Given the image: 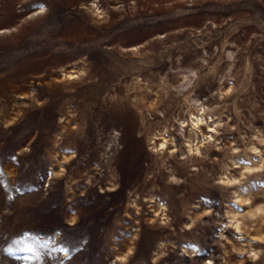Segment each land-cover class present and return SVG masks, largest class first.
Here are the masks:
<instances>
[{"label":"rangeland","instance_id":"374dc122","mask_svg":"<svg viewBox=\"0 0 264 264\" xmlns=\"http://www.w3.org/2000/svg\"><path fill=\"white\" fill-rule=\"evenodd\" d=\"M0 264H264V0H0Z\"/></svg>","mask_w":264,"mask_h":264}]
</instances>
